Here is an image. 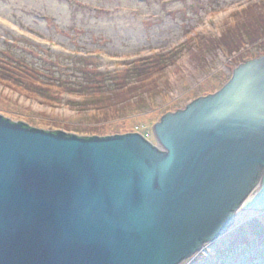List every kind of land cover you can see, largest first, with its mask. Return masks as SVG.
<instances>
[{"label": "water", "instance_id": "obj_1", "mask_svg": "<svg viewBox=\"0 0 264 264\" xmlns=\"http://www.w3.org/2000/svg\"><path fill=\"white\" fill-rule=\"evenodd\" d=\"M143 136L0 116V264H181L264 212V55Z\"/></svg>", "mask_w": 264, "mask_h": 264}, {"label": "rangeland", "instance_id": "obj_2", "mask_svg": "<svg viewBox=\"0 0 264 264\" xmlns=\"http://www.w3.org/2000/svg\"><path fill=\"white\" fill-rule=\"evenodd\" d=\"M0 22L12 30L0 27V116L76 137L156 146L164 115L264 54V0H0ZM166 54L171 66L124 79ZM255 225L264 212L237 208L226 235L181 264H264V239L242 234Z\"/></svg>", "mask_w": 264, "mask_h": 264}, {"label": "trees", "instance_id": "obj_3", "mask_svg": "<svg viewBox=\"0 0 264 264\" xmlns=\"http://www.w3.org/2000/svg\"><path fill=\"white\" fill-rule=\"evenodd\" d=\"M218 46L216 45V48ZM169 55L170 54H166L164 55L163 57H161L162 59H159L158 61H155V57L153 59H151L150 61H147L146 60V63L144 64H147L149 65L150 67H146L144 68L145 70H139V69H133L129 72V74L127 75V77H125L124 79H126L127 81H130L132 78L133 79H137V80H140L142 78V74L146 73V72H149L151 70H156V71H161L163 69H165L166 67L168 66H171L173 64V62L171 60H169ZM158 57V56H157ZM149 76V75H147ZM146 76V77H147ZM136 80V81H137ZM125 84H129V83H124ZM132 84V83H130ZM129 84V85H130ZM117 91V90H116ZM256 226V227H255ZM255 226H251V228H248L246 230V232L242 233L244 235H249V237L252 236V238L255 240V238H258V240H263L264 239V227L262 226H259V225H255ZM246 228L242 229L245 230ZM241 231V232H242ZM263 231V232H262ZM238 232V231H237ZM261 232V233H260ZM258 234V235H257ZM260 235V236H259ZM263 236V237H262ZM244 238L242 236H240V243H244V242H248V240H243Z\"/></svg>", "mask_w": 264, "mask_h": 264}, {"label": "bare ground", "instance_id": "obj_4", "mask_svg": "<svg viewBox=\"0 0 264 264\" xmlns=\"http://www.w3.org/2000/svg\"><path fill=\"white\" fill-rule=\"evenodd\" d=\"M0 23H1V25H0L1 29H6V30L11 31V29L8 27V25L3 24L2 22H0Z\"/></svg>", "mask_w": 264, "mask_h": 264}, {"label": "built area", "instance_id": "obj_5", "mask_svg": "<svg viewBox=\"0 0 264 264\" xmlns=\"http://www.w3.org/2000/svg\"><path fill=\"white\" fill-rule=\"evenodd\" d=\"M146 139V137H144Z\"/></svg>", "mask_w": 264, "mask_h": 264}, {"label": "flooded vegetation", "instance_id": "obj_6", "mask_svg": "<svg viewBox=\"0 0 264 264\" xmlns=\"http://www.w3.org/2000/svg\"><path fill=\"white\" fill-rule=\"evenodd\" d=\"M264 55V54H263ZM252 60V59H251Z\"/></svg>", "mask_w": 264, "mask_h": 264}]
</instances>
